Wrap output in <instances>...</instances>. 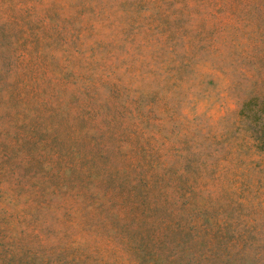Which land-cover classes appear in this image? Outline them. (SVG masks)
Here are the masks:
<instances>
[{
    "label": "rangeland",
    "instance_id": "obj_1",
    "mask_svg": "<svg viewBox=\"0 0 264 264\" xmlns=\"http://www.w3.org/2000/svg\"><path fill=\"white\" fill-rule=\"evenodd\" d=\"M0 264H264V0H0Z\"/></svg>",
    "mask_w": 264,
    "mask_h": 264
}]
</instances>
